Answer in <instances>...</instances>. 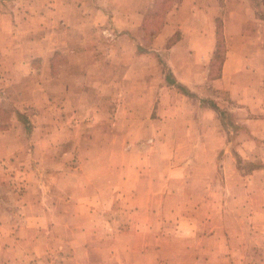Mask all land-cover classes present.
Instances as JSON below:
<instances>
[{"label": "crops", "instance_id": "1", "mask_svg": "<svg viewBox=\"0 0 264 264\" xmlns=\"http://www.w3.org/2000/svg\"><path fill=\"white\" fill-rule=\"evenodd\" d=\"M3 1L13 6L14 15L23 9H16V0ZM173 1L170 0L171 3ZM186 1L177 0L176 4L181 8L183 4L188 5ZM258 1L264 4V0H214L200 9L202 14L194 20L197 23L204 21L194 29L200 36V42L186 46L185 50L192 52L193 57L197 53L194 65L207 67V70L200 75V80L191 83L170 70L169 77L175 83L165 79L164 87L172 86L176 90L170 89V101L163 110L160 100L165 94H162L160 83L147 86V89L145 85V57H154L156 50L150 46V51H147L142 43L148 32L146 22L152 18L161 0H28L31 4H39L38 16L41 19L49 18V12L52 13L56 29L51 30L54 34H50L49 28L43 25L38 31L32 28L19 31L13 24L12 29L0 33V67L9 68V73H4L10 76L8 81L31 84L30 90L24 89L19 96L11 95L9 98L14 100L20 113L24 105L43 108L55 100L56 111L67 124L61 128L66 130L65 137L79 130L77 122L73 123V120L77 121V115H111L112 98L122 100L131 96L138 104L149 99L153 106L151 115L166 114L167 117L162 119L178 132L183 129L200 132L199 138L190 144L199 145L213 154L226 147L228 142L232 144L216 110L210 105L211 101L218 104L219 97L201 90L203 81H209L218 48L217 22L222 21L227 43L219 75L210 80L220 85L225 82L230 66L240 68L243 60L250 66L256 65L250 54L242 59L235 57L234 52L240 47L249 52L260 51L263 58L260 64L264 66V42L251 38L264 32V14L258 15ZM194 7H200L198 2L193 3L192 9ZM71 9L73 14L68 16L66 11ZM181 9L175 5L174 13H165L164 19L168 22L161 23L155 40L163 38V35L164 38L170 36L171 18H176ZM6 15L12 22L11 10L7 13L0 11V22L7 19ZM29 17L32 14L26 13L27 20ZM67 18H74V21ZM110 32L116 33L111 41L106 35ZM234 37L236 44L241 46H233ZM178 43L180 40L175 42L176 45ZM55 51L64 59L55 62L57 71L55 75H49L50 66L54 63L51 56ZM35 58L39 59L40 67L33 65ZM23 69L28 72L25 76ZM235 78L232 70L226 97L240 103L241 95L235 88ZM177 84L191 94L183 93ZM118 87L119 90L116 89ZM54 88L56 92L53 94ZM254 95L256 93L250 90L244 93L249 98L248 109L255 115L246 118L247 124L243 122V125L248 128L250 139H264V111L260 109V103L251 104ZM101 97L105 99L104 106L95 103ZM183 99L185 104L181 102ZM208 100H211L209 105ZM256 100H259L258 95ZM117 107L120 110L123 105L117 103ZM246 108L238 104L229 110L236 116L240 115L237 110ZM125 110L126 116L127 113L138 114L137 108ZM260 113L262 116L257 115ZM14 123V127L0 129V145L5 144L2 137L7 133L10 135L17 131L20 137L21 133H31L32 129L27 131L22 121ZM86 125L93 131L113 130V124L102 128L93 122ZM137 129L128 124L121 127L122 131ZM73 137L77 138L79 134H73ZM109 139L105 133L102 138L92 136L87 140L106 145ZM14 142L27 145L18 139ZM29 143L31 167L26 176L31 179L27 178L24 198L17 200L16 208H12L16 213L10 231L2 234L0 223V243L1 246L3 244L0 264L5 261L7 264H51V252H59L64 264H264V170L249 174L251 179L256 176L260 181L258 187L229 191L225 197L224 188L214 191L208 186L200 189L188 186L186 171L181 168L194 160L189 157L180 158L179 163L161 175L146 169L143 166L145 157L139 155L131 159L126 154L115 166L105 158V165L98 168L99 160L90 154L83 155L81 151L86 150L80 149L81 155L76 161L78 166L71 165L74 160L70 156L58 155L51 162L50 168H56L53 171L39 168L41 162L34 163V159L38 161L32 156L37 142ZM48 143L50 145L51 142ZM256 144L254 141V146ZM76 145L80 147L82 144L75 141ZM237 149L241 152V144H237ZM177 156L174 155L175 158ZM4 157L0 156V160ZM260 159L264 162V151ZM46 172L53 173L49 176ZM74 179L78 183L64 181ZM231 212L234 215L232 221L228 218Z\"/></svg>", "mask_w": 264, "mask_h": 264}, {"label": "rangeland", "instance_id": "2", "mask_svg": "<svg viewBox=\"0 0 264 264\" xmlns=\"http://www.w3.org/2000/svg\"><path fill=\"white\" fill-rule=\"evenodd\" d=\"M212 1L214 0H187L186 4L188 5H181V8L183 7L181 9L177 6L178 4H176L177 0H174L173 3H171L170 0H161L156 7V11H154L152 18H149L146 22L148 32L144 36V40L142 42L144 44L143 46L147 51H150V49H148L150 46H152L150 48H154L156 51H154L155 58L153 55H146L145 57L147 67L145 71V85L147 89V86L160 83L162 94H165L164 99L160 100L162 109L163 107H167L170 101V89H175L172 86H170V88L164 87L166 76H169L171 72L170 70H172V72H176L182 80H187V83L200 80V75L207 70V67L200 68L195 66L194 63L196 62L195 59H197V53H194L196 55L193 57L191 55L192 52L186 51L185 48L186 46H191L196 42H200V36L196 35L194 29L201 26L204 21L197 23V21L195 22L194 20L197 19V16L202 14L200 9H203V7L212 3ZM196 2H198L200 7H194V9H192L193 3L195 4ZM175 5L177 9L181 10L176 18H171L172 32L170 36H166L164 38L165 35H163V38H157L155 40L156 31L160 28L161 23H163V21L168 22V19H164L165 13L170 11L171 14L174 13L173 8ZM14 6L16 9L17 7L19 10L20 8L23 9L14 15L15 11L12 9L13 6L10 7L8 2L0 0V11L7 13L8 10H11L14 16L12 17V22L10 21L8 15H6V20H2L0 22V33L4 34V32L12 29L13 24L19 31H24L29 28H32L34 31H38L43 25L46 28H49L50 34H52L53 32H51V30L54 31L56 29V20L52 19L51 12H49L50 15L47 19H41L38 16V12L40 10L39 4H31L28 0H16ZM26 6L28 7L27 9ZM257 6L258 15H261L262 13L264 14V4L262 5V3L258 1ZM26 13L29 15L32 14V17H29L28 20L26 19ZM66 14L68 16L72 15V9L70 11H66ZM73 19L74 18H67V20L71 22L74 21ZM217 24L219 26L217 43L218 48L211 67L210 76L208 77L209 81H203L201 90L206 94L212 96L216 95L219 97L217 106L220 109L216 110L217 118L220 119V122L226 129L225 135L228 138V141L235 144V146H232V144H229L228 142L226 147L221 148L218 152L213 154L210 150L206 152V149L200 147L199 145L192 146L190 143L193 142V139L195 140L199 138L200 132L193 133L184 129L179 130L180 132L174 130L172 125H168L167 120H163V117H167L166 114L151 115L153 106L149 99H146L143 103L138 104L136 99L131 96L122 100H114L112 98V100H110V113L113 112L111 115H77V121L73 120V123L77 122L79 126V130L73 133L76 135L79 134V137L77 138H74L73 134L69 137H65L66 130L61 128L67 124L65 123V119L62 118L63 116L56 111L55 100H52L53 104L43 108L40 106L35 107L30 104L24 105L20 110H22V114H24L29 120L30 130L32 129L31 133H25L26 135L21 133V137L16 133L17 131H13L14 133L11 132L10 135L7 133L2 137L5 140V144L0 145V156H6L4 159L0 160V223L2 225V234L10 231V226L12 225V220L16 213V211H13L12 208H16L17 200L21 197L24 198L23 193L25 191L27 178L31 179V177H27L26 175L29 173L28 171L31 167L28 156V153L30 152L29 148L31 146L29 141L32 142L33 140H35L37 144L34 148L32 156L33 158L38 159V161L34 159V163L40 164L41 162L38 167L45 168L47 170H56V168L50 167H52L51 162L55 161V158H57L58 155L59 157L64 155L70 156L72 160H74V163H71V165L75 167L78 166L76 161L82 152L83 155L90 154L97 158L99 160L97 164L99 166L98 168H102V166L105 165V158L106 160H109V162H114L113 164L115 166V164H120L122 156L126 154H128L130 158H135L139 155V157H145V163L143 166L146 169L150 168L151 170H154V172H158L162 175L167 173L176 163H179L180 158L184 159L189 157V159L194 160L183 165L179 164L182 165L181 170L186 171L187 180L190 183L188 185L189 187L192 186L200 189L201 187L208 186L210 189H214V191L217 188H224L225 197L229 194V191L235 192V190H239L247 186H251L253 188L258 187L260 181L256 176L251 179L249 174H253L255 170H264V162L260 159L264 151V139H256L254 137H251L254 140L250 139L248 137V128L243 125V122L247 124L245 121L246 118L250 115H255L248 109L249 98L244 96L246 91L250 90V92L258 95L259 100H256V95H254L251 99V104L255 106L260 103V109L264 111V66L260 64V61H263L262 54L260 51L249 52L246 48L242 49L240 47V50H236L234 52L236 54L235 57L237 58L239 56V59L240 57L242 59L244 55L250 54L256 61V65L250 66L249 63L243 60L240 68L230 66L225 82L222 81L220 85L212 83L210 79H215L219 75L220 63L225 56L224 53L227 43L222 31V21H218ZM5 26H7V28ZM106 35L109 36L108 38L110 41L116 37V33L114 32H110L108 34L106 33ZM251 38L253 41L257 40L259 42H264V32H260L257 36ZM119 40L120 39H118V41ZM179 40L180 43L176 45L175 42ZM1 42L2 38L0 37V43ZM232 42L234 47L241 46L240 44H236L235 37L232 39ZM174 46L176 47L174 48ZM51 58L54 63L50 66L49 75H55L57 71L55 62L62 61L64 57L55 51ZM156 62H158L157 65L150 66L156 64ZM33 65H36L37 67L40 65L38 58L34 59ZM8 69L9 68L0 67L1 130L7 127H14V122L17 120L22 121L17 115L19 109H17L14 100L10 99L9 96H19L22 90L31 89V84L27 82L24 83V85L17 82L10 83V81H8L10 80V76L4 74L9 73ZM232 70H234L236 77L234 79L236 81L235 88L239 89L241 95L240 103H237V100L232 102L226 97L228 81H230L229 78H232ZM22 72L24 76L28 73L24 69ZM189 78H192V81H189ZM112 87L115 91V87ZM116 89L119 90V87ZM52 92L54 94L56 92V88L52 89ZM210 101L211 100L207 101L208 105ZM181 102H183V104L186 103L185 99L181 100ZM95 103L98 106H104L105 99L103 97L97 98ZM117 103L123 105L120 110V107H117ZM238 104H240V106H246L247 108L240 109V111L237 110L236 113L240 112V115L235 116L229 109L236 108ZM128 107L129 111H131L132 108H137L138 114L130 115V113H127L126 116V110L124 111V109ZM220 111H222V113H220ZM261 114L262 113L257 115L262 116ZM153 118L159 119L160 121L156 120L154 122L151 120ZM89 122L100 125V128L104 125L110 126L113 124V130H108V132L103 131V129L93 131L89 129L91 127L86 125ZM152 123L154 124L151 125ZM124 124H128L131 127L135 126L138 129L132 131H122L121 127L123 128ZM156 128L159 129L156 130ZM105 133H107V137H110L107 141L108 144L106 145H100L101 143L98 142L91 143L90 140H87L92 136L102 138ZM1 134L3 135L5 133L1 132ZM131 137L132 141H129ZM234 137L237 139L233 142L232 140ZM15 139L22 140L24 143L26 142L25 144H29V147L27 145L22 146L20 142H14ZM7 140L10 143H8ZM49 141L51 142L50 145L48 143ZM75 141L80 142L82 145H80V147L78 145L75 146ZM254 141L257 143L256 146H254ZM238 143L241 144V152L237 149ZM80 149H85L86 151L84 152ZM21 150L23 151L22 155H19ZM68 150L69 152H67ZM225 150H227V152H225ZM177 154L178 156L175 158L174 155ZM201 159L208 160L204 162L200 161ZM46 173L51 176L53 172ZM205 177L207 178V181L205 180ZM51 181L52 179H50V182ZM64 181H68L71 184L78 183L77 179ZM64 181L62 183H64ZM197 195L199 196V194ZM233 217L234 215L231 212L230 216L228 215V218L232 221ZM2 247L3 244L1 246L0 243V249ZM51 256L53 257H50L52 261L49 260L51 264H64V261L59 256V252H51ZM3 264H7V262L5 261Z\"/></svg>", "mask_w": 264, "mask_h": 264}, {"label": "trees", "instance_id": "3", "mask_svg": "<svg viewBox=\"0 0 264 264\" xmlns=\"http://www.w3.org/2000/svg\"><path fill=\"white\" fill-rule=\"evenodd\" d=\"M166 80H167L169 83H172V84L175 83L174 80L171 79L169 76H166ZM177 85H178V87L182 90L183 93H185V94H189V95L191 94L188 90H186V88L180 86L179 84H177ZM210 105H211L215 110L220 109V108L217 106V104H216L215 102H213V101L210 102ZM220 113H222V111H220ZM17 115H18V118H20V119L22 120V122L24 123L25 129H26L27 131H30V124H29V122H28V121H29L28 118H27L24 114H22V113H20V112H18Z\"/></svg>", "mask_w": 264, "mask_h": 264}]
</instances>
